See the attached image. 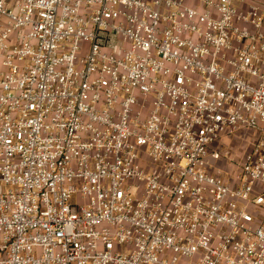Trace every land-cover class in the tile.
<instances>
[{
	"label": "built area",
	"instance_id": "2783aa9c",
	"mask_svg": "<svg viewBox=\"0 0 264 264\" xmlns=\"http://www.w3.org/2000/svg\"><path fill=\"white\" fill-rule=\"evenodd\" d=\"M0 264H264V0H0Z\"/></svg>",
	"mask_w": 264,
	"mask_h": 264
},
{
	"label": "rangeland",
	"instance_id": "374dc122",
	"mask_svg": "<svg viewBox=\"0 0 264 264\" xmlns=\"http://www.w3.org/2000/svg\"><path fill=\"white\" fill-rule=\"evenodd\" d=\"M228 145H230L232 149L233 159L238 160L245 149V145L242 143V141L233 139L228 142Z\"/></svg>",
	"mask_w": 264,
	"mask_h": 264
}]
</instances>
